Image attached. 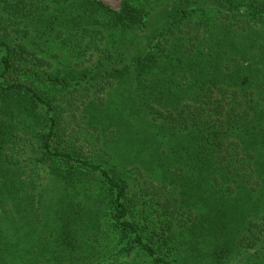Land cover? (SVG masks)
Here are the masks:
<instances>
[{"label":"trees","instance_id":"trees-1","mask_svg":"<svg viewBox=\"0 0 264 264\" xmlns=\"http://www.w3.org/2000/svg\"><path fill=\"white\" fill-rule=\"evenodd\" d=\"M0 264H264V0H0Z\"/></svg>","mask_w":264,"mask_h":264},{"label":"rangeland","instance_id":"rangeland-1","mask_svg":"<svg viewBox=\"0 0 264 264\" xmlns=\"http://www.w3.org/2000/svg\"><path fill=\"white\" fill-rule=\"evenodd\" d=\"M100 1H102L103 3H105L106 5H108L113 9H117L119 6V0H100Z\"/></svg>","mask_w":264,"mask_h":264}]
</instances>
